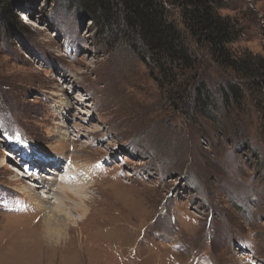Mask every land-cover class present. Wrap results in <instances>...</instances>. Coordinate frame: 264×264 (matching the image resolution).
Here are the masks:
<instances>
[{"label": "rangeland", "instance_id": "rangeland-1", "mask_svg": "<svg viewBox=\"0 0 264 264\" xmlns=\"http://www.w3.org/2000/svg\"><path fill=\"white\" fill-rule=\"evenodd\" d=\"M74 3L14 0L27 28L0 25V264H264L262 87L241 82L243 97L226 100L239 79L188 38L191 75L214 96L203 115L192 87L169 92L141 44L118 24L102 33ZM219 12L236 24L232 49L264 57V0H222ZM15 145L31 153L19 161ZM36 149L78 160L98 183L68 249L30 240L45 225L21 170L33 154L52 183L57 167ZM46 188L35 190L56 204Z\"/></svg>", "mask_w": 264, "mask_h": 264}, {"label": "trees", "instance_id": "trees-1", "mask_svg": "<svg viewBox=\"0 0 264 264\" xmlns=\"http://www.w3.org/2000/svg\"><path fill=\"white\" fill-rule=\"evenodd\" d=\"M72 1L102 33L106 34L118 24L121 30L116 34L123 31L130 44H141L146 56L163 75L169 92L184 91L185 99L190 96L188 89L192 87L193 100L198 108H203V115H208L214 107V96L197 73L191 75L196 69V60L188 46V38L204 45L219 66L232 71L239 79L225 90L226 100L230 94L235 99L243 97L242 83L264 90V57L251 52L238 55L232 49L238 32L231 17L219 12L222 0ZM169 4L180 8L183 29L170 19ZM14 8V0H0V25L8 27L11 20L19 29H26L21 18L11 16ZM184 78L188 79L187 84Z\"/></svg>", "mask_w": 264, "mask_h": 264}, {"label": "bare ground", "instance_id": "bare-ground-1", "mask_svg": "<svg viewBox=\"0 0 264 264\" xmlns=\"http://www.w3.org/2000/svg\"><path fill=\"white\" fill-rule=\"evenodd\" d=\"M36 151L44 155L45 159H47L46 161H50L56 158L57 161L56 162L54 161V163H56L58 168L61 169L62 167V172L56 171V169H54L53 167L55 171L52 170L53 171L52 174H55V175L48 176L46 177V179L48 178L49 180H54V181H52V183L51 181L44 183L45 179H42V180L40 179L38 182L39 188L49 187L48 191H50L51 188H53V191H55L56 196H58L56 197L57 200L55 202L56 204L54 205L51 203L49 204V201L45 200L43 197H41V195L36 193V190H38L37 186H34V185L32 186V184L27 183L28 186H24L22 188L23 189L22 193L26 197H28L32 203H34L37 206L39 213L42 214L41 216L42 217L41 219H43L42 223L45 225L43 229V234L42 235L40 234L39 236H36V238H32L30 240L34 241V244H35L36 242L37 243L41 242V240L44 239V236H46L45 238L55 241L56 243H59L63 238H65V241H64L65 245L61 247L68 249L69 248L68 245L71 243L70 239H73L72 232L73 230H75L74 228L79 227L80 222L85 219V217L88 215L89 210H90L87 208L88 207L87 202L83 198L82 195H84L87 191H89L88 189L92 188L93 185H98V183L96 180L92 179V175L89 176L88 167L85 168L86 174L84 175L83 179H81V175L78 172H80L83 169V167H81L78 163L75 162L78 160H71V158H69V156L67 157V155H63V156L54 155L53 156L52 154H47L48 152H44L40 149H36ZM24 153H26V151L21 152V154H24ZM45 154H47L48 156H46ZM34 160L36 161L35 164L41 161V159L37 160L35 157H32V161ZM30 166L33 167V164ZM119 175L121 177V173ZM60 180H61V183L57 184L56 181L59 182ZM32 183H35V182H32ZM72 188H78L79 190L74 189L76 191H72ZM75 197H77L79 202L74 201L76 199ZM88 201L96 202L97 200L95 197H90ZM72 202L73 204H71ZM83 204H85L86 206ZM69 209L79 211L80 219L78 220L77 218L76 220H73L71 218L70 211H68ZM33 231H35V229ZM33 231L30 230V232H28L25 235L26 236L31 235ZM69 237L71 238L69 239ZM12 239H14V237ZM251 264H260V262L258 261L252 262Z\"/></svg>", "mask_w": 264, "mask_h": 264}]
</instances>
